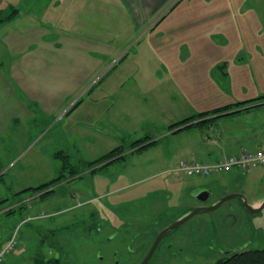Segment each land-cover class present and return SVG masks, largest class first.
<instances>
[{
	"label": "rangeland",
	"instance_id": "1",
	"mask_svg": "<svg viewBox=\"0 0 264 264\" xmlns=\"http://www.w3.org/2000/svg\"><path fill=\"white\" fill-rule=\"evenodd\" d=\"M203 1H193L192 9L196 10L193 12L180 10L190 3L189 0H170L151 20L152 23L144 22L129 31L131 34L127 31L121 33L122 27L119 26L115 30L101 31L103 43L93 41L81 45L75 41L66 44L63 51L50 52L68 58L66 73H57L52 62L32 63L35 67L33 74L24 75L19 80V73L25 69L19 67L17 56L39 52L41 43L36 45L33 40H27L31 31L27 29L26 20H21L25 15L18 12V18L10 19L13 8L0 12V35L9 38V41L0 39V61L3 62L0 63V201L7 200V196L14 198L16 183L9 187V182L18 179L19 185L29 182L36 185L59 176L64 163L63 157L55 154L59 151L69 155L70 163L84 168L85 163L99 160L119 146L129 147L145 135L165 137L170 124L217 108L212 106L239 103V99L263 94L264 0H228L230 4L243 1L244 9L248 11L255 3L257 5V30L252 34L257 32V46L250 49L252 58L247 63L245 58L250 52L246 53L242 48L253 31H243L244 39L236 30V36L230 39L226 48L210 45V41L217 43L209 36L216 27L209 29L210 25L201 20L203 17L212 20L215 16L202 8L197 11L196 8L205 4ZM206 1L209 6L217 0ZM64 9H55L58 13L49 12V22L61 25L60 12ZM117 9L114 1L102 5L99 16H102L103 24L116 21L120 25L123 23L120 19L126 21V15ZM180 11L192 19L197 14L198 22L180 26L175 19ZM239 12L242 14V10ZM3 17L10 21L1 22ZM81 17L87 19L88 15ZM66 29L59 34L61 38L77 27L69 29L66 26ZM221 34L226 37L224 31H218V35ZM67 36L73 37V33ZM115 47L117 56L113 55ZM217 55L229 58L226 63L229 78L225 77L222 68L216 71L209 68V58ZM212 74L217 76V85L212 82ZM23 81L26 82L24 85ZM124 82L128 84L116 93L114 84L120 87ZM133 82L138 83L137 88ZM116 97L118 108L109 113V106L115 104ZM20 105L27 109V117L22 115ZM247 105H264V98L235 106L231 111L238 112ZM10 119L15 124L13 127ZM221 119L213 120L205 128L195 126L170 134L157 146L142 153H129L107 166L103 163L95 172L87 169L69 177L71 165H68L64 170L68 182L59 184L61 188L58 190L57 185L53 186L54 193L47 197L36 198L40 193L33 190L19 194L18 199L27 197L29 200L22 208L14 207L13 214V208L5 206L7 209H4L6 204L2 202L0 211H6L0 212L3 214L0 217L3 243L0 246L3 247L15 231L18 232V244L4 255L0 264H55L52 260L59 256L52 238L55 235L61 245L73 251L71 264H114L117 260L122 264L129 252L124 250L114 258L118 240L113 241L109 254L102 251L108 256L99 261L94 241L79 233L84 228L78 221L82 215L92 219L101 216V221H97L99 225L103 218L114 225L120 222V218L123 222L131 220L152 240L154 233L164 224L201 206L199 202L202 201L192 196L197 189L210 186L208 190L213 194L209 201L212 204L225 196L226 190H240L241 187L242 190L237 192L243 193L248 204H252L255 197L264 196V165L248 170L252 173L244 179L241 175L231 177L232 182L224 181L228 173L225 171L210 175L176 173L181 159L197 158L211 164L206 154L202 155L206 147L214 149L225 144V135H220L224 126ZM193 123L198 124V121ZM14 130L18 131L16 139ZM216 130L219 132L217 138L214 137ZM25 161L33 162L32 171L26 168ZM13 164L17 165L12 168ZM4 188L6 194H3ZM59 193L66 195L64 200L58 197ZM44 198L50 199L46 205L39 202ZM240 201L236 197L214 210L196 214L188 224L168 235L167 240L172 238L173 245L164 248L161 245L150 264H211L232 252L264 248V207L252 213L241 206ZM31 205L33 209L38 208L39 214L29 216ZM45 211L48 212L46 215ZM51 220H61L55 223L58 227L53 226L55 230L49 229ZM145 247L139 255H133L130 264L142 260L140 254L146 252ZM88 256L93 258L89 260ZM59 260L56 263L63 264L64 256Z\"/></svg>",
	"mask_w": 264,
	"mask_h": 264
},
{
	"label": "crops",
	"instance_id": "2",
	"mask_svg": "<svg viewBox=\"0 0 264 264\" xmlns=\"http://www.w3.org/2000/svg\"><path fill=\"white\" fill-rule=\"evenodd\" d=\"M108 1H114L115 4H117L118 9L120 8L121 12L126 15V21H123V19H120L121 22H123L122 24L119 25L116 21L113 24L111 22L108 24H103L102 16H99V15L101 14L102 5L108 3ZM169 1L170 0H0V12H6L7 10H11L12 8L18 9L19 15H22V16L25 15L24 17H21V20L23 21L26 20L25 22H27L26 24L28 25L27 29L31 31V36L27 37V40L28 39H31V41L33 40V42L36 45H40L39 43H41L40 47L42 49H40L39 52L33 55L17 56V61H19V67L22 66L25 69V71H21L19 73L20 77L17 79L18 80L21 79L22 77H24V75L30 76L33 74V72L35 71V67L33 66L32 63L47 64V63L52 62L54 63V66H53L54 70L57 68L56 69L57 73L59 72H62V74L66 73L68 71V66H69L68 58L64 55L51 54L50 52H61L63 51L66 44L74 43L75 41H77V43L81 45L92 44L93 41L94 42L101 41V43H103L102 38H101V31L103 29L115 30V29H118L119 26H121L122 27L121 33H122L124 31H127V32L132 31L133 29H135L136 27H139V25L143 24L144 22L152 23L153 21L151 20L155 17V15H157V13H159V11L162 9L164 5L169 3ZM193 1L194 0H189L190 3L180 10L192 11ZM203 2L205 4L203 3L204 4L203 6L196 8L197 11L199 8H202L203 9L202 11L206 12L207 14H210L213 17L215 16L212 20H210L209 17H203L201 20V21L203 20L206 21V23L210 25L209 29H212V28L215 29L216 27V30L211 31L209 36L211 37V40L215 39L218 44L214 41H210L209 42L210 45H213V44L223 45L226 48L230 44V39L236 36V30H239L240 35L244 37V39L246 37L243 36L244 35L243 31H246V30L253 31L251 32V35H249L248 39H246V43L248 42L247 45L244 46V48H242V50L246 49L245 51L246 53L250 52L249 56L245 58L246 60L245 63L249 62L250 59L252 58L250 49L252 48L255 49L257 46V35H256L257 32H255V34L252 35L254 31L257 30L255 26L256 24L255 18L257 17L256 3L254 4V6H252V8H249L250 11H248V9H244L245 6H243V1L232 2L230 4V1L228 0H217L209 4V6L207 5L208 2L206 0H204ZM61 8H65L62 12H60L62 13L61 14L62 15L61 25L56 26V23L51 24L50 23L51 21L49 22L48 20V16H49L48 13L49 12L54 13L55 9L57 10ZM239 10L240 11L242 10V14L239 12ZM182 11L178 12L177 15L175 16V19L177 20V22H179L180 26L186 27V25L188 24H195L196 22H198L197 14H196V18L192 19V17L190 16L183 15ZM193 12H196V10H193ZM55 13H58V12H55ZM261 13L263 14V11ZM235 14L237 15L236 17H235ZM80 15H88V18L87 19L85 17L80 18ZM91 15H93L92 18H91ZM75 17H77L78 19L77 23H76ZM211 24H215V26L212 27ZM6 25L7 23L2 25L1 30L2 28H5ZM65 25L69 29L73 27H77V29H70L64 35V36H67L70 33H73V37L67 36L68 37L67 38L63 36L61 38L59 34L63 33V31H67ZM25 28L26 26L24 27V29ZM187 29L190 30V28H187ZM218 31H224L226 37H224V34H221L219 36ZM128 34H131V33L129 32ZM0 39L8 40L9 38H7L6 36L0 35ZM194 41L196 45L197 38ZM12 45H16V44L12 43ZM239 50H241V48ZM117 52H118L117 48L115 47L113 51V55L117 56ZM228 59L229 58L220 56V55H217L215 57L214 56L210 57L209 58V61H210L209 68L213 69V71L214 70L216 71V69L222 68V71L225 77L229 78L228 76L230 72L228 71V68L226 66V63L229 61ZM0 63H3V62L0 61ZM17 66H18V63H17ZM213 77L214 79L212 82L217 85V81L215 78L217 76H213ZM126 82H124L120 87L114 84L113 90L115 89L116 93L123 90L125 88V85L128 84ZM25 83L26 82L23 81L22 84L24 85ZM137 84L138 83H134L135 85L134 88L138 87ZM131 87L132 86H130L129 88ZM129 90L130 89H128V93H129ZM123 92L125 93V90L122 91V93ZM27 93L29 92L27 91ZM262 93L263 94H261L258 97L264 96V91ZM258 97L255 96V97L245 98L242 100L239 99V102L251 100L254 98H258ZM118 103L119 101H118V98L116 97L115 104L109 106L108 112L114 113L118 108V105H117ZM236 103L237 101L235 103H229L227 105L236 104ZM227 105H215V106H212V108L213 107L221 108ZM247 107H253V108L249 111H242L239 113L219 117V118H223L221 119V121L224 122V126H225V128H223L224 126H222L220 135H223V136L225 135L224 139L226 140V142L224 145H221L218 148L213 149V148L206 147L205 149L206 152L203 153L202 157L206 154L207 159H209V162L214 163L217 160H221L229 155L239 154L244 150H255L259 147H264V105H260L258 107L257 105H247ZM21 108H22V115L27 117L28 116V113L26 112L27 109L22 106ZM217 108H214V109H217ZM9 122L12 124V127L15 125L13 123V120ZM15 130L13 131L14 139H16L15 135L18 134V131H15ZM215 132H216L215 134L216 136L214 137L217 138V136L219 135V132L217 130ZM167 158L170 159L172 157H167ZM192 158H195V157L192 156ZM32 163L28 161H25L24 163V164H27L26 168L30 171L33 170ZM16 165L17 164H13L12 168L15 167ZM166 170L169 171L168 169ZM245 170L247 169H240L238 167H234L228 171H225L228 173H226L227 175L225 176L224 181L227 180V182L228 181L232 182L231 177H238L239 175H241L243 179L245 176L249 177V175L252 172L245 171ZM176 173H179V171H177ZM17 181L18 179L15 182L12 181L8 183L9 187L13 185V183L14 184L16 183L17 190L14 194V198H9L7 196L6 198L7 200L3 203V204H6V205H3L4 209H7L5 208V206L12 207V208L24 207L25 205L24 202L28 201L29 199L27 197L26 198L19 197L18 199L17 196L19 194L17 193H20L21 191L28 189V188L38 187L39 185L43 184L42 182L40 184L33 185L32 182H29L26 185L25 184L19 185ZM229 186H231L230 183H229ZM6 190L7 189L5 188L3 189V192H4L3 194H6L7 192ZM232 190H234V188ZM240 190H242L241 187H240ZM42 194L43 193L36 194V198L44 197ZM58 197L61 200H64L66 195L59 193ZM263 198L264 196H261L259 198L255 197L251 205H253L254 207L260 206V204L263 201ZM49 201H50L49 198H44L43 200L39 202L42 205H46L47 202ZM30 208L31 210L29 212V216L35 215L36 213L39 214L38 212L40 211L38 210V208L33 209L34 207H32V205L30 206ZM5 211L6 210L2 209V211L0 212L4 213ZM43 211L44 210H42V212ZM45 212H46L45 213L46 215L48 212L47 211ZM55 212H58V211H55ZM2 215L3 214H0V217ZM60 221L61 220H56V221L51 220L50 222L51 225L49 226L50 227L49 229L55 230L53 226L58 227V225H56L55 223L60 222ZM64 226L66 225L64 224ZM2 231H3V228L0 227V233ZM0 243H3L2 239H0Z\"/></svg>",
	"mask_w": 264,
	"mask_h": 264
},
{
	"label": "flooded vegetation",
	"instance_id": "3",
	"mask_svg": "<svg viewBox=\"0 0 264 264\" xmlns=\"http://www.w3.org/2000/svg\"><path fill=\"white\" fill-rule=\"evenodd\" d=\"M230 185H232V183H230ZM240 185V184H239ZM210 186H208V188L203 187L201 190L198 189V191H193L192 196L199 201L201 204V206H216L218 205L216 208L222 206L225 202L230 201L231 199H234L236 197L224 200L223 202H220L221 199L223 197H225L228 194H232V193H240L237 192L238 190H227L224 192V195L222 198L218 199L217 201H213L212 204H210L211 202L209 201V197L212 196L213 191L208 190ZM241 191V190H239ZM240 198V205L243 206L244 205V199L241 197H237ZM220 203V204H219ZM239 203V200L238 202ZM209 204V205H207ZM236 205V204H235ZM200 207V206H199ZM245 207V205H244ZM214 208V209H216ZM246 208V207H245ZM211 209V210H214ZM247 209V208H246ZM209 210V211H211ZM247 211H249L247 209ZM206 212V211H204ZM190 213V212H189ZM188 213V214H189ZM186 214V215H188ZM93 215V214H91ZM90 215V216H91ZM186 215H182L180 218L185 217ZM120 216V215H118ZM196 215H193L192 217H190L189 219H187L184 223L180 224L179 226H177V228H173L168 230L159 240L156 248L154 249V251L152 252L151 256L149 257V259L147 260V262L144 263V261H146L157 237L165 230L167 229V227H170L172 224H174L177 220H179L180 218L176 219V221L164 224L160 230L156 231L154 233V237L151 240V237L147 236L145 231H140V229L137 228V225L135 223H133L131 220H126V221H122L121 218L119 219V223L118 224H112L109 221H105L103 218V221L106 223L104 224V222L102 221L101 224H103L101 226V224L99 225L97 223V221H101L99 220L101 218V216H95V219L90 218L88 215H82V217L78 220L80 222V224L82 225V227H84L81 231H79L80 234H82L83 236L86 237V239H90L91 241H94V245L97 248V254H98V259L99 261L101 259H106V257L109 254V250L112 249V245H113V241H117V243L119 245H117V248H114L115 250L113 251L114 253V258L117 257L120 253H122L124 250H127L129 252V255L125 257V260L122 262V264H130L133 261V255H139L140 250L145 247L147 248L146 252L140 254L142 255L140 260L138 262H135L137 264H150V262L153 260L154 255L158 252V249L161 245L164 246L166 245V247H171L173 245V239L171 238L170 240H167L169 237V234H173V232L175 230H177L178 228H181V226H184L185 224H188L189 221H191ZM86 217H89V219H85ZM53 234L55 235L56 233L53 232ZM52 234V235H53ZM51 235V236H52ZM54 239V245L57 249V253L59 256L53 258V262H55V264H60V262L56 263L57 261H60V257L64 256L65 260H63V264H71V260L74 257L73 256V251L70 250V248L68 246H63L60 244V240L58 239V237L53 236L52 237ZM168 241V242H167ZM69 249L70 252L68 253V251L65 249ZM139 249V251H138ZM102 251H107L108 254L104 256ZM177 257V256H176ZM83 259H85V256H82ZM91 256H88V259L90 260ZM95 260H97L95 258ZM98 261V260H97ZM117 260L116 263L114 264H121V262ZM39 264H44V262H40ZM50 264V263H48Z\"/></svg>",
	"mask_w": 264,
	"mask_h": 264
},
{
	"label": "trees",
	"instance_id": "4",
	"mask_svg": "<svg viewBox=\"0 0 264 264\" xmlns=\"http://www.w3.org/2000/svg\"><path fill=\"white\" fill-rule=\"evenodd\" d=\"M18 12H19L18 9L13 8L12 14L9 16V18L11 19V18L17 17ZM9 18L3 17V19H1V22L10 21ZM263 98H264V96L254 98L251 100H247V101H242V102H239L236 104L227 105L225 107L217 108V109H214L212 111L201 112L199 114L192 115L188 118H185L181 121H178L176 123L169 125V127L165 130V133H166L165 137L170 135V134H176V133L184 131L186 129L193 128L195 126L205 128L209 124H211L213 122V120L215 121V119H217L219 117L231 115L234 113H239L242 111H249L253 107H247V108L239 109L238 112H232L231 109H233V107H235V106L241 107L242 105H246L249 102H256L257 100H260ZM215 114H217V115H215ZM212 115H214V116H212ZM195 120L198 121V124L193 123ZM165 137L155 138L154 136H152L150 134L145 135L143 138H141L139 140H135L134 142H132L129 147H124L123 145L119 146V147L113 149L112 151H110L109 153L105 154L104 156H102L99 160L85 163L84 168H79V164L70 163L69 155H67L63 151H59L55 154H56V156H59V157L62 156L63 161H64V163L62 164L63 165V171L60 172V175L57 176L56 178L52 179L49 182H46V183L39 185L38 187L25 189L18 194L29 192V191L33 190V191H36L39 193H43V196L46 197V196L50 195L51 193H54V191H52L53 186L57 185V187H58V185L63 184L64 181L68 182L67 178H69L71 176H76L78 173L85 171L87 169H90L92 172H95L101 164L105 163L104 165L107 166L108 164H110L112 162H115L119 159H123L129 153H131V154L142 153L148 149H151V148L157 146L159 144V141L163 140ZM68 165H71V171H69V173H68L69 177H66L67 174H65L64 170L68 167ZM59 188H61V187L59 186L56 190H58ZM60 192H62V191H60ZM4 201H6V200L0 201V204ZM11 212L12 213L15 212V208H13L11 210ZM11 212H9V213L11 214ZM13 233L11 234V236L13 235ZM17 235H18V232H17ZM211 264H264V248L232 252L231 254H229L227 256L219 258L217 261H215L214 263H211Z\"/></svg>",
	"mask_w": 264,
	"mask_h": 264
},
{
	"label": "built area",
	"instance_id": "5",
	"mask_svg": "<svg viewBox=\"0 0 264 264\" xmlns=\"http://www.w3.org/2000/svg\"><path fill=\"white\" fill-rule=\"evenodd\" d=\"M258 165H264V147L244 150L239 154L229 155L211 164H205L199 160L183 159L179 162L177 170L186 175H210L229 170L235 166L248 169ZM17 244V233L14 232L5 245L0 246V262L4 260V255L14 249Z\"/></svg>",
	"mask_w": 264,
	"mask_h": 264
},
{
	"label": "water",
	"instance_id": "6",
	"mask_svg": "<svg viewBox=\"0 0 264 264\" xmlns=\"http://www.w3.org/2000/svg\"><path fill=\"white\" fill-rule=\"evenodd\" d=\"M200 190H201V189H200ZM196 191H198V189H197ZM233 197H241V198H243V199H244V205H245V207H246L250 212H252V213L259 212V211L264 207V200L262 201V203H261L260 206H258V207H254L253 205L248 204V202H247V198H246V196H245L243 193H232V194H228V195H226L225 197H223V198L221 199L220 202H223L224 200H227V199H230V198H233ZM219 204H220V203H219ZM217 206H218V205H216V206L214 205V206H210V207H207V206L195 207V208H194V209H193L188 215H186V216L183 217V218H180V219L177 220L174 224H172L170 227H167V229H165V230H164V231H163V232L157 237V239H156V241H155V243H154V245H153V247H152V249H151V251H150V253H149L148 257H147V259H146V261H144V263L147 262V260H148L149 257L151 256L152 252H153L154 249L156 248V246H157L159 240L161 239V237H162V236H163L168 230L173 229V228L179 226L180 224L184 223L187 219H189V218L192 217L193 215H196V214H198V213H200V212L209 211V210H211V209L216 208ZM144 263H143V264H144Z\"/></svg>",
	"mask_w": 264,
	"mask_h": 264
},
{
	"label": "bare ground",
	"instance_id": "7",
	"mask_svg": "<svg viewBox=\"0 0 264 264\" xmlns=\"http://www.w3.org/2000/svg\"><path fill=\"white\" fill-rule=\"evenodd\" d=\"M258 166H261V165H258ZM263 166V165H262ZM235 167H238V166H235ZM255 167H257V166H255ZM232 168H234V167H232ZM231 168V169H232ZM238 168H240V169H244V168H241V167H238ZM251 168H253V167H251ZM251 168H248L247 170H245V171H248V170H250ZM230 170V169H229ZM226 171H228V170H226ZM200 189H202V188H200Z\"/></svg>",
	"mask_w": 264,
	"mask_h": 264
}]
</instances>
